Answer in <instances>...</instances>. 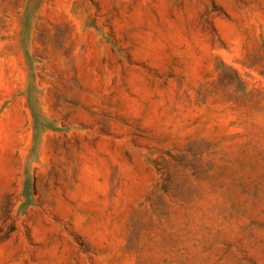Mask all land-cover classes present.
I'll list each match as a JSON object with an SVG mask.
<instances>
[{"label": "rangeland", "instance_id": "obj_1", "mask_svg": "<svg viewBox=\"0 0 264 264\" xmlns=\"http://www.w3.org/2000/svg\"><path fill=\"white\" fill-rule=\"evenodd\" d=\"M0 264H264V0H0Z\"/></svg>", "mask_w": 264, "mask_h": 264}]
</instances>
